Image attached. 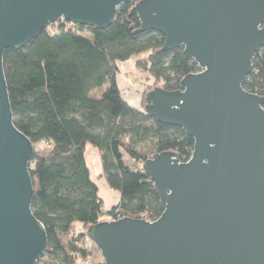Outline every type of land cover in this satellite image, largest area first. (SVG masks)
<instances>
[{
  "label": "water",
  "instance_id": "1",
  "mask_svg": "<svg viewBox=\"0 0 264 264\" xmlns=\"http://www.w3.org/2000/svg\"><path fill=\"white\" fill-rule=\"evenodd\" d=\"M132 0H0V264H37L47 251L31 210L30 139L13 121L3 69L19 49L62 19L107 28ZM129 15L182 48L200 71L181 90L156 86L144 111L193 138L190 158L173 151L142 163L164 202L153 220L123 217L85 233L106 264H264V95L242 83L264 46V0H139Z\"/></svg>",
  "mask_w": 264,
  "mask_h": 264
},
{
  "label": "trees",
  "instance_id": "2",
  "mask_svg": "<svg viewBox=\"0 0 264 264\" xmlns=\"http://www.w3.org/2000/svg\"><path fill=\"white\" fill-rule=\"evenodd\" d=\"M136 1L119 5L107 28L67 27L60 19L23 47L3 53L14 125L34 147L30 206L47 237V251L37 264H106L86 229L123 217L157 219L165 205L142 163L163 151L175 152L181 162L191 156L193 138L147 114L145 95L156 86L181 90L182 78L200 68L182 48L162 51L161 34H133L139 19L129 11ZM142 54L146 55L135 67L154 84L144 89L140 107L135 108L123 99L116 76L119 62ZM103 86L99 98L90 96ZM242 86L264 95V46L253 55L252 70ZM86 144L98 150L100 176L120 192L109 210L90 176Z\"/></svg>",
  "mask_w": 264,
  "mask_h": 264
},
{
  "label": "rangeland",
  "instance_id": "3",
  "mask_svg": "<svg viewBox=\"0 0 264 264\" xmlns=\"http://www.w3.org/2000/svg\"><path fill=\"white\" fill-rule=\"evenodd\" d=\"M144 55H146V54H142L140 56H144ZM138 58H139V56H138ZM135 61H136V59H135ZM123 67L126 68V66H123ZM137 71H138L137 72L138 74H135L133 72L132 73L128 72V74L130 73L132 75L131 80H135L138 82L137 86L139 88L137 89L138 90L137 92L139 94V93H142L145 88L151 87L152 84H154V83H153L152 79L145 78L146 73H144L143 71H140V70H137ZM124 76H125V73H124ZM120 79H123V78H121V76H120ZM125 83L131 87L130 92H132V88L136 87V86H133L132 83L128 80ZM126 84H125V86H126ZM104 88L105 87L103 86L101 88L94 89L93 91H91L90 96L93 98H99L101 96ZM124 89L126 90V92L128 91L126 89V87H124ZM126 92L123 94L124 98H127V96H128V93H126ZM92 147L93 146L91 144H88L87 149L84 151L86 163L88 165V168H89V171L91 174V178L94 180V182L98 186V193L102 197L104 209L108 210L119 201L120 192L116 189L109 187L107 182L105 181V179L100 176L101 170H100V167L98 166V165H100L99 153H98L97 148H95V147L92 148ZM125 160L129 165H132V162L128 158H125Z\"/></svg>",
  "mask_w": 264,
  "mask_h": 264
},
{
  "label": "crops",
  "instance_id": "4",
  "mask_svg": "<svg viewBox=\"0 0 264 264\" xmlns=\"http://www.w3.org/2000/svg\"><path fill=\"white\" fill-rule=\"evenodd\" d=\"M139 56V55H138ZM138 56H132L131 58H129L128 60H126V61H122V62H119L118 63V67H119V72H118V74H117V76H116V80H117V85H118V87H119V89H122V87L124 88V87H126V89L128 90L126 93H128V96H127V98H124V96H123V99L129 104V105H131V106H133V107H135V108H139L140 107V104H141V93H139L138 94V82L137 81H135V80H131L132 79V75L130 74V73H135V74H138L137 72V70L138 69H136V67H135V59L137 60V58H138ZM139 57H141V56H139ZM123 66H126V68L125 67H123ZM124 69H123V68ZM128 72H130L129 74H128ZM124 73H125V76H124ZM127 73V74H126ZM120 76H121V78H123V79H120ZM130 81L131 83H132V85L133 86H136V87H134V88H132V92H130V89H131V87L129 86V85H127L125 82L126 81ZM126 84V86H125V84ZM134 92V93H133ZM136 92V93H135ZM87 145L88 144H86V146H85V150L87 149ZM93 148V147H92ZM86 159V158H85ZM88 166V165H87ZM99 167H100V170H101V166L100 165H98ZM90 176H91V174H90ZM93 180V179H92ZM94 181V180H93ZM99 196H100V194H99ZM101 197V196H100ZM101 199H102V197H101ZM109 210V209H108ZM76 226H77V228L78 229H81L82 228V225L81 224H78V223H76ZM77 264H83V263H81V262H78Z\"/></svg>",
  "mask_w": 264,
  "mask_h": 264
},
{
  "label": "built area",
  "instance_id": "5",
  "mask_svg": "<svg viewBox=\"0 0 264 264\" xmlns=\"http://www.w3.org/2000/svg\"><path fill=\"white\" fill-rule=\"evenodd\" d=\"M137 2V1H136ZM71 24L70 23H68L67 24V27H69ZM120 91H121V94H122V96H123V94L126 92V90L124 89V88H122V89H120ZM150 221V220H149Z\"/></svg>",
  "mask_w": 264,
  "mask_h": 264
}]
</instances>
